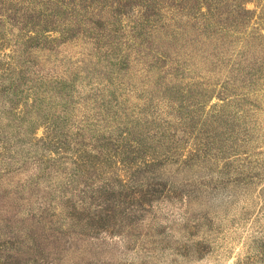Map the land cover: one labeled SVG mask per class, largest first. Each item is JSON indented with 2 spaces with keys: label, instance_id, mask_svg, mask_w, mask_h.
<instances>
[{
  "label": "rangeland",
  "instance_id": "374dc122",
  "mask_svg": "<svg viewBox=\"0 0 264 264\" xmlns=\"http://www.w3.org/2000/svg\"><path fill=\"white\" fill-rule=\"evenodd\" d=\"M0 264H264V0H0Z\"/></svg>",
  "mask_w": 264,
  "mask_h": 264
}]
</instances>
